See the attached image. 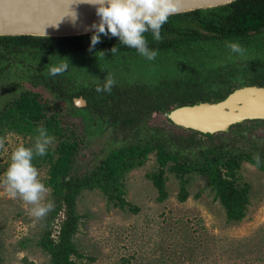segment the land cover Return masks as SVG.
Segmentation results:
<instances>
[{"label": "trees", "instance_id": "trees-1", "mask_svg": "<svg viewBox=\"0 0 264 264\" xmlns=\"http://www.w3.org/2000/svg\"><path fill=\"white\" fill-rule=\"evenodd\" d=\"M91 35H0V81L8 78L9 91L16 88L6 103L12 106L0 116L6 124L0 121V126L16 129L5 120L17 105L20 129L35 134L43 127L58 138L55 148L35 158L49 165L47 184L55 207L38 244L49 254L51 264H76L74 256H85L75 242L82 219L87 217L78 211L84 191L99 190L109 209L139 211L127 198V176L152 153L156 166L146 176L158 190L160 201L169 196L168 172L179 180L181 201L189 197L192 177L203 176L223 205L227 220H244L251 204V185L240 180V169L245 161L256 165L253 154L258 153V167L264 170V145L241 144L248 125L233 126L231 134L204 137L193 130L152 125L151 118L178 105L225 98L231 89H218L213 98L193 92L219 70L245 65L251 75L244 84L264 86V0H235L172 15L161 29V41H155L150 32L145 34L149 47L158 53L154 60H145L167 68L173 58L182 76L169 72L152 81L116 82L110 93L96 91L106 82L103 67L139 54L112 36H102L101 43L89 51ZM226 41L238 42L246 49L245 55L232 53ZM113 46L118 49L115 55L109 51ZM61 62L68 63V70L49 75V68ZM225 83L227 88L234 84ZM80 96L87 106L75 105L74 98ZM5 131L0 128V135ZM95 139L101 143L91 151ZM86 149L93 155L80 163Z\"/></svg>", "mask_w": 264, "mask_h": 264}, {"label": "rangeland", "instance_id": "rangeland-1", "mask_svg": "<svg viewBox=\"0 0 264 264\" xmlns=\"http://www.w3.org/2000/svg\"><path fill=\"white\" fill-rule=\"evenodd\" d=\"M173 61L171 58L168 64L171 66L165 68L149 65L139 55L123 62H108L102 75L120 83L152 81L164 73H175ZM198 63L201 62H195ZM9 80L0 81V116L12 106L6 103L16 88L10 87L9 91ZM11 112L5 121L16 129L0 126L6 130L0 137L7 138L5 147L8 149L7 152L0 150V180L10 163L11 152L21 144L34 146L38 135L19 128L22 116L17 114V105H13ZM1 123L6 124L4 118ZM151 124L178 129L160 113L151 118ZM54 138L50 148L58 145V138ZM100 143L99 139L92 141L91 151L98 149ZM91 151L86 149L79 162L91 158ZM33 163L42 182L50 189L47 199L54 202L52 189L47 184L48 162L34 159ZM155 166L156 158L152 153L143 166L127 176V198L139 207L138 212L109 209L99 190L81 194L78 211L87 217L82 219L75 242L85 256H74L76 264H264V170L250 162L243 163L240 180L251 185V204L244 220L229 222L223 205L215 199L203 176L192 177L189 197L181 201L179 180L168 172L169 196L160 201L158 190L146 176ZM30 207L19 198H11L0 185L1 264H27L26 260L31 264H51L49 254L38 242L48 227L52 211L37 220L30 215Z\"/></svg>", "mask_w": 264, "mask_h": 264}, {"label": "clouds", "instance_id": "clouds-1", "mask_svg": "<svg viewBox=\"0 0 264 264\" xmlns=\"http://www.w3.org/2000/svg\"><path fill=\"white\" fill-rule=\"evenodd\" d=\"M73 3H87L95 8L98 22H94L89 29L92 32L89 51L101 43V37H116L120 44L133 48L139 55L154 60L157 51L148 45L146 33H151L157 42L162 40L161 29L172 15L180 11V0H72L65 16L71 18L75 25L79 19L74 10H70ZM58 26V23L55 24ZM232 53L243 57L246 49L238 42H225ZM113 55L118 49L113 46L109 50ZM104 54V52H102ZM68 70V63L61 62L49 68V75H62ZM116 81L109 76L103 86H97V92H111ZM38 135L34 146L16 147L10 156V163L0 180L8 195L19 198L30 205V215L37 220L44 219L54 210V202L47 199L50 189L42 182L40 172L34 165L36 157H43L48 153L49 147L54 144L55 138L48 134L47 129H37ZM6 137H0V150L7 152ZM256 167L259 165V154H253Z\"/></svg>", "mask_w": 264, "mask_h": 264}, {"label": "water", "instance_id": "water-1", "mask_svg": "<svg viewBox=\"0 0 264 264\" xmlns=\"http://www.w3.org/2000/svg\"><path fill=\"white\" fill-rule=\"evenodd\" d=\"M235 0H180V11L188 12L229 4ZM72 0H0V35H34L49 37L77 36L92 33L87 30L98 22L95 8L87 3H73L70 10L78 14L75 25L65 16ZM58 23V26L55 24ZM83 107L87 100L74 98ZM161 117L177 128L199 132L210 137L229 133L234 125L247 120H264V86L243 85L217 101H199L178 105Z\"/></svg>", "mask_w": 264, "mask_h": 264}, {"label": "flooded vegetation", "instance_id": "flooded-vegetation-1", "mask_svg": "<svg viewBox=\"0 0 264 264\" xmlns=\"http://www.w3.org/2000/svg\"><path fill=\"white\" fill-rule=\"evenodd\" d=\"M250 33H255V31H251ZM187 67H190L191 69V65L190 66L188 65ZM244 67L245 65L243 66L238 65L236 67L227 68L223 71L219 70L221 71L220 73H216L209 79L207 77V80L203 82V84L202 82L200 83V88L193 90V92L196 93L198 97H201V98H202V93H203V97L205 98H209V97L213 98L214 93L217 92L218 89H222V88L224 89L226 88L227 90L231 89L229 90V93L225 96L227 97L234 89L241 87L243 85H259V84H244L245 82L248 81L247 79L251 75V74H247L249 73L247 71L251 69H246V68L244 69ZM199 72L201 74L200 77L202 78V69ZM175 73H177L178 75L177 77L182 76L178 72V70ZM226 80H229L228 86L231 85L232 83L234 84H232V86L227 88L226 83H225ZM200 101H206V100H200ZM242 124H244V126L246 127L248 125L247 130L243 131V133H245L246 135H245V138L243 137V140L241 141L242 145H248V146H251L252 144H256L260 146L264 145V123L262 122V120H247L243 122ZM178 129L181 131L184 128H178ZM261 131H263V133ZM220 133H225V132H220ZM229 134H231V132H229Z\"/></svg>", "mask_w": 264, "mask_h": 264}]
</instances>
